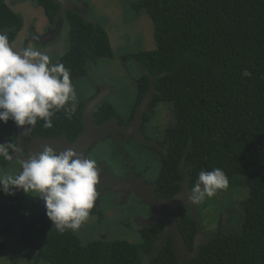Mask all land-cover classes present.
<instances>
[{"label":"trees","instance_id":"1","mask_svg":"<svg viewBox=\"0 0 264 264\" xmlns=\"http://www.w3.org/2000/svg\"><path fill=\"white\" fill-rule=\"evenodd\" d=\"M31 1L56 24L59 0ZM133 6L149 13L157 43L153 51L125 57L143 73L137 81L139 101L154 81L155 102L173 104L176 113L172 155L164 172L167 198L178 191L174 184L181 180L178 163L183 160L191 186L201 170L220 168L228 189L247 192L239 204L242 222L228 228L229 233L219 232L186 264H264V0H139ZM67 21L71 48L59 63L70 70L72 81L86 75L90 63L112 59L114 53L102 24L72 11ZM1 25H20L8 7L0 10ZM246 70L249 77L243 76ZM78 117L81 112L71 120L81 126ZM180 229L192 247L196 224L186 218ZM88 250V263L97 264L95 252ZM172 250L170 243L162 255L170 262L177 256Z\"/></svg>","mask_w":264,"mask_h":264},{"label":"flooded vegetation","instance_id":"2","mask_svg":"<svg viewBox=\"0 0 264 264\" xmlns=\"http://www.w3.org/2000/svg\"><path fill=\"white\" fill-rule=\"evenodd\" d=\"M26 1L31 0H0V10L3 7L10 8L17 17V21L20 22L19 26L11 28L7 25L0 26V32L8 36L10 44L15 48L18 45V36L25 30V21L22 15L16 13L12 3L20 5ZM72 2L77 4L78 0H72ZM65 24H68L67 16ZM55 25H52L48 20V24L40 29L42 31L29 30L24 43L25 47L48 43L42 42L41 39L51 32ZM96 61L89 64L86 75L71 81L78 93L79 102L76 105V113L81 112V118L78 117L81 126H76L61 111L54 117L52 128H31L35 139H46L60 143L56 144L54 150L57 152L64 151L62 145H75L83 136L85 132L84 117L89 104L99 97L103 98L102 103L94 108L92 118L93 123L99 127L110 124V133L98 138L93 144L86 141L76 149L85 158L95 159L100 170V183L97 186L98 196L88 218V220L97 219L95 229L88 234L90 241L86 244L83 243L78 238L77 231L67 230L60 233L55 230L53 222L46 215L45 203L41 198L26 194L21 189H15V195H8L0 191V258L8 253L19 252L22 258V254L25 255V259L29 264H89L88 254L84 252L89 249V253L95 252V262L97 264H176L178 262L177 256L174 262H170L171 259L167 260L165 256H162L165 248L170 246V243L172 251L176 255L172 239L164 236L168 230L167 219L133 191L136 188L135 183L143 181L155 189V193L159 198L170 200L181 191L185 180H188L189 189L192 187L188 176L189 170L186 166L187 161L183 160V162L178 163L180 167L178 173L181 180L174 184L175 186L178 185V191L171 198H167L170 190L169 185L164 181V172L168 168L170 155H172L173 140L170 132L176 128L177 122L174 127L171 126L172 123L169 116L167 117V113L166 116L162 113V108L169 104L161 101L155 102V94L148 106V111L143 113V120L140 122L139 130H137L134 123L143 99L139 101L138 97L137 102L132 106L131 112L127 116H121L119 107L122 104V98L125 97L122 96L123 91L116 84L105 80L99 73L92 71ZM56 62H60V60ZM59 116L64 119V122L59 120L56 123V118ZM78 120L75 122H78ZM133 126L134 129L131 130ZM126 129H129L128 133L123 134L122 130L127 132ZM94 136L97 137L95 134ZM138 136L143 138L140 139ZM10 141L17 145L19 152L12 154V161H5L0 158V176L18 174L20 159H29L31 154L43 151L41 150L43 147L32 144L31 146H20L16 124L11 120L7 124L3 123V127H0V143ZM26 147L31 148L32 151L25 149ZM187 152L184 153L185 158ZM116 182H119L120 185L128 182L130 186L119 190V188L114 187L117 184ZM123 189L127 191L121 193L120 191ZM204 202L197 206L196 217H193V210L188 205L173 212V216L179 224V229L186 218L196 224L197 231L193 245L192 247H189L187 243L186 245L191 253H196L198 256L201 253V248L204 245H209L219 232L224 234L230 232V228L223 232V224L221 223L218 224L216 233L211 234L206 231L207 229L200 219ZM122 205L128 210L130 209L131 213L126 223L120 224V227L124 231L134 230L138 235V241L130 242L116 237L113 238L110 232L95 234L94 231L99 230L103 221L105 208L111 207L121 210L124 208ZM200 232L201 243L198 252L195 243ZM164 237L163 245L156 249ZM14 243H18V246ZM126 247L129 248L131 253L129 259H126L124 255L127 254Z\"/></svg>","mask_w":264,"mask_h":264},{"label":"clouds","instance_id":"3","mask_svg":"<svg viewBox=\"0 0 264 264\" xmlns=\"http://www.w3.org/2000/svg\"><path fill=\"white\" fill-rule=\"evenodd\" d=\"M250 75L247 70L243 73ZM78 102L70 70L63 63H54L47 53L32 46L17 50L0 32V121H13L25 134L39 121L43 128H52L56 114L63 111L71 119ZM17 152L13 142L0 143L3 160L12 161ZM99 183L95 159L72 148L57 152L46 145L42 152L20 159L18 174L0 176V191L15 195V189H21L41 198L54 229L64 233L78 231L88 220ZM227 186V176L220 168L201 170L186 203L198 206Z\"/></svg>","mask_w":264,"mask_h":264},{"label":"rangeland","instance_id":"4","mask_svg":"<svg viewBox=\"0 0 264 264\" xmlns=\"http://www.w3.org/2000/svg\"><path fill=\"white\" fill-rule=\"evenodd\" d=\"M138 1L78 0L77 3L87 5L89 9V17H87L102 24L110 37L114 57L112 59H98L93 65L92 71L99 73L105 80L116 84L123 91L122 96L125 97L122 98L123 101L119 107L121 116H127L131 112L132 106L137 102V81L143 75L142 70L139 69L136 63L131 59L125 60V57L140 52L153 51L157 48L154 24L149 13L146 10L136 11L133 8V5ZM12 6L16 13L23 16L25 21V30L17 39L16 49L19 50L26 46L24 43L29 30L42 31L40 29L48 24V19L43 8L31 1H26L20 5L12 3ZM30 46L47 53L54 63L59 61L71 48L69 25L65 24L56 40L42 45ZM89 72L91 71L89 70ZM168 104V106L162 108V113L165 116L167 113V117L169 116L172 123L171 126L174 127L177 122L175 109L173 104ZM0 127H3L1 121ZM246 195V191L226 188L225 190H219L213 197L207 198L201 210L200 218L207 229L206 231L211 234L216 233L219 223L223 224V232L227 231L228 228L238 226L242 222L241 214H238L239 204L245 199ZM122 207L124 206L122 205ZM130 213L131 210L126 207L121 210L106 207L101 226L94 233L110 232L113 238L116 237L130 242L138 241V235L134 230L124 231L120 227V224L126 223ZM96 220L86 221L76 232L83 243L86 244L90 241L88 234L95 229ZM222 220L223 222H221ZM14 245L18 246V243H14ZM22 255L23 258L19 252L8 253L0 258V264H29L25 259V255Z\"/></svg>","mask_w":264,"mask_h":264},{"label":"water","instance_id":"5","mask_svg":"<svg viewBox=\"0 0 264 264\" xmlns=\"http://www.w3.org/2000/svg\"><path fill=\"white\" fill-rule=\"evenodd\" d=\"M59 3L62 7L61 13L57 19V23L54 26V28L49 32L47 35L42 37L41 41L42 42H52L58 38L60 35L61 31L64 28V25L66 23V16L67 14L72 11L75 13L82 14L83 16H89V9L86 4L79 5L76 3H73L72 0H59ZM156 94L155 91V84L154 81L151 82L150 89L146 93L145 98L142 101L141 107L137 111L136 119L134 126L139 130L140 122L143 120V113L148 111V106L153 100L154 96ZM103 101V98L99 97L97 98L93 103L89 104V108L85 112V117H84V125H85V132L81 139L75 144V145H62L64 148L63 150H66L68 148H72L74 150L77 149V147L82 146L84 142L89 141L91 144H93L98 138L104 137L108 135L111 131L110 129V124H105L104 126H97L96 124L93 123V110L96 108V106L100 105ZM137 124V125H136ZM134 126L131 128V130L134 129ZM17 133H18V140H19V145H36L37 147H43L44 146H51L53 149L55 148L56 144L60 143H55V141L52 140H46V139H35L32 135L31 130L25 134V129L17 127ZM122 130L123 134H127L129 129ZM100 133V134H98ZM97 135V137L94 136ZM139 137V136H138ZM140 139L143 137H139ZM43 148L41 150H43ZM25 149L32 151L31 148L26 147ZM59 152V151H58ZM116 186L114 185L115 188L122 189L123 187L130 186V183H122L120 185L119 182H116ZM136 188L133 189L135 193L144 200L147 201V204L150 205L154 210H156L158 213H162L164 217L168 221V230L165 233V237H170L173 241L174 244V249L177 255V263L176 264H185L186 261L192 260L194 258H197L198 255L196 253H191L188 250V247L186 245L185 239L183 235L180 232L179 229V224L175 217L173 216V212L178 211L180 208H184L185 205H188L190 208L193 210V217H196L197 215V206L195 205H189L186 203L187 201V196L189 194V186H188V180H185L184 183L182 184V189L181 191L175 195L173 198L170 200H164L159 198L156 193L155 189L151 188L147 184H145L143 181H138L135 183ZM117 190V189H116ZM132 190V189H130ZM127 190L123 189L120 192L124 193ZM118 192V191H117ZM200 236L201 232L197 235L196 237V251L199 252V244L201 243L200 241ZM164 238L161 239L159 242L158 246L156 249H159L164 242Z\"/></svg>","mask_w":264,"mask_h":264}]
</instances>
